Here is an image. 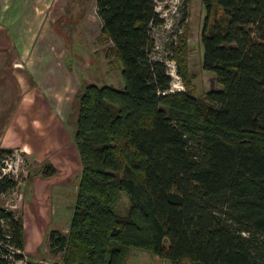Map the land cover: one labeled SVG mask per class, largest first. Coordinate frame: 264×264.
<instances>
[{
  "label": "trees",
  "instance_id": "16d2710c",
  "mask_svg": "<svg viewBox=\"0 0 264 264\" xmlns=\"http://www.w3.org/2000/svg\"><path fill=\"white\" fill-rule=\"evenodd\" d=\"M164 1L96 0L124 85L81 78L77 197L68 231H50L64 264H126L132 249L171 264H264V0H203V68L220 85L204 96L171 90L152 56ZM215 4L224 16L207 31ZM12 154L0 149V165ZM17 184L0 171V194ZM24 250L23 216L0 205V264Z\"/></svg>",
  "mask_w": 264,
  "mask_h": 264
},
{
  "label": "crops",
  "instance_id": "0c3cea01",
  "mask_svg": "<svg viewBox=\"0 0 264 264\" xmlns=\"http://www.w3.org/2000/svg\"><path fill=\"white\" fill-rule=\"evenodd\" d=\"M81 8L79 0H0V113L6 121L0 135L22 145L37 168L17 178L13 190L21 188L25 201L17 212L24 219L25 259L41 264H64L63 253L50 247V231H68L82 168L73 138L78 94L81 78L94 80L80 59L87 49H70L65 35ZM45 163L57 172L44 175ZM17 201L4 207L15 210Z\"/></svg>",
  "mask_w": 264,
  "mask_h": 264
},
{
  "label": "rangeland",
  "instance_id": "374dc122",
  "mask_svg": "<svg viewBox=\"0 0 264 264\" xmlns=\"http://www.w3.org/2000/svg\"><path fill=\"white\" fill-rule=\"evenodd\" d=\"M83 2V8L72 16L66 37H70V49H87L85 56L80 59L86 60L85 71L90 75L93 82L112 84L118 88L123 87L124 78L121 73V64L118 62L114 48L105 34L101 32V19L97 14L96 0H79ZM74 3V2H73ZM69 9V2L65 5ZM156 9L159 11L163 23L153 27L151 35L154 40V50L152 56L164 59L168 64V69L173 76L171 90H188L195 95L204 96L211 88L219 87L215 73L203 68L204 45L202 42V32L207 10L203 0H165L158 2ZM68 15H72L69 10ZM224 11L218 5H214L211 15L208 18L207 31L212 27L215 20L222 19ZM185 17V19H184ZM67 20V19H66ZM61 39V37H59ZM57 38V41L58 39ZM71 51L68 50V54ZM78 53L74 50L73 54ZM75 57L67 56L69 62L74 64ZM109 61V64H108ZM79 65V64H77ZM80 66V65H79ZM5 119L0 113V126L5 124ZM8 124V123H7ZM6 124V125H7ZM5 125V126H6ZM70 127H72L70 125ZM0 135V149L8 148L13 150L14 159L7 160V170L23 179L27 172L35 173L37 168H32L26 152H20L22 145ZM6 157V156H5ZM23 159L18 160L17 158ZM7 156L5 159H8ZM25 159V161H24ZM44 164V163H43ZM47 165V163H45ZM18 171H15V169ZM38 174V173H37ZM18 194L17 207L14 211L19 212L20 204H24V197L19 194L22 189L16 191ZM15 195L8 194L4 198L0 196V205L8 206L6 199H13ZM15 199V198H14ZM16 200V199H15ZM120 210L127 212L129 209V199L126 193L122 192L120 197ZM11 208V207H9ZM70 219V211L65 210ZM24 221V219H23ZM64 227V225H61ZM28 230L30 228L28 227ZM49 233V231H47ZM27 259L20 260L16 264H25ZM126 264H171L170 260L158 257L150 252L140 249H132L129 252Z\"/></svg>",
  "mask_w": 264,
  "mask_h": 264
},
{
  "label": "built area",
  "instance_id": "2783aa9c",
  "mask_svg": "<svg viewBox=\"0 0 264 264\" xmlns=\"http://www.w3.org/2000/svg\"><path fill=\"white\" fill-rule=\"evenodd\" d=\"M7 157V156H6ZM9 158L8 159H3V164L2 165H0V171H2L3 173H9V174H11V175H13L16 179L19 177L18 175L21 173V171L18 173V175H16L15 173H13L12 171H10V170H7V169H9V168H6L8 165H7V160L9 161L10 159L12 160V159H14L15 157H14V154H12L11 156H8ZM18 160H23V159H21V158H17ZM24 161H25V159H24ZM15 171H18V169L16 168L15 169ZM8 194H12V195H15V199H18V193L15 191V190H11V191H8V192H2L1 194H0V196L1 197H4V198H6V197H8ZM9 199V198H7L8 200H7V205H9V204H12L13 202H14V200L15 199Z\"/></svg>",
  "mask_w": 264,
  "mask_h": 264
},
{
  "label": "bare ground",
  "instance_id": "6f19581e",
  "mask_svg": "<svg viewBox=\"0 0 264 264\" xmlns=\"http://www.w3.org/2000/svg\"><path fill=\"white\" fill-rule=\"evenodd\" d=\"M8 192V191H7Z\"/></svg>",
  "mask_w": 264,
  "mask_h": 264
}]
</instances>
